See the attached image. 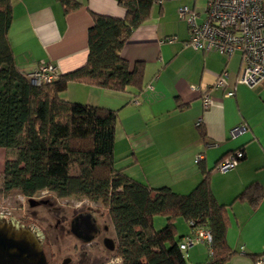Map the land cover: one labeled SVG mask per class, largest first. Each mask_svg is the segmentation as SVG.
Masks as SVG:
<instances>
[{"label":"crops","instance_id":"crops-1","mask_svg":"<svg viewBox=\"0 0 264 264\" xmlns=\"http://www.w3.org/2000/svg\"><path fill=\"white\" fill-rule=\"evenodd\" d=\"M79 2L80 8L64 15L55 0H11L7 40L21 74L26 77L46 63L59 75L80 68L87 59L91 14L125 17L116 0ZM180 7L196 11L200 22L206 0L154 3L121 50L131 68L143 65L141 92L67 83L60 87L59 97L116 113L114 167L130 179L185 195L206 178L228 219L226 243L233 255L227 264H264V82L254 89L236 83L238 52L226 58L190 48L187 25L177 15ZM192 85L209 91L207 110L201 90H191ZM231 88L234 95L226 97ZM240 125L245 132L231 138L230 131ZM236 150L244 153L236 167L225 174L216 172L215 167ZM198 155L202 159L196 162ZM183 222L179 233L176 228L177 237L189 235ZM185 257L188 264H204L207 249L196 244Z\"/></svg>","mask_w":264,"mask_h":264},{"label":"trees","instance_id":"trees-1","mask_svg":"<svg viewBox=\"0 0 264 264\" xmlns=\"http://www.w3.org/2000/svg\"><path fill=\"white\" fill-rule=\"evenodd\" d=\"M55 1L64 15L81 6L79 0ZM116 1L125 10L123 19L91 14L85 64L53 83L34 85L18 71L7 40L11 0H0V148L17 152L16 159L4 163L3 189L27 198L48 191L58 198L101 203L113 227L120 264H188L178 247L183 237H177V219L210 230L212 254L204 264H227L233 255L226 243L228 219L206 178L185 195L130 179L114 167L116 113L59 97L67 83L142 91L143 65L131 68L121 50L149 17L154 0ZM157 216L166 219L159 231L153 229Z\"/></svg>","mask_w":264,"mask_h":264},{"label":"rangeland","instance_id":"rangeland-1","mask_svg":"<svg viewBox=\"0 0 264 264\" xmlns=\"http://www.w3.org/2000/svg\"><path fill=\"white\" fill-rule=\"evenodd\" d=\"M15 153L0 148V230L34 244L41 264H120L113 227L101 203L82 197L58 198L48 191L29 198L17 191H4L3 166ZM90 219H94V232L82 227ZM165 224L164 217L153 219L155 231ZM175 225L178 233L179 226H185L182 219ZM24 259L18 257L13 262L22 264Z\"/></svg>","mask_w":264,"mask_h":264},{"label":"built area","instance_id":"built-area-1","mask_svg":"<svg viewBox=\"0 0 264 264\" xmlns=\"http://www.w3.org/2000/svg\"><path fill=\"white\" fill-rule=\"evenodd\" d=\"M161 1L154 0V3L160 4ZM177 15L187 25V45L190 48L203 53L216 52L226 58L238 52L241 55V63L236 83L254 89L264 82V0H206L204 16L200 22V15L187 7H180ZM58 76L57 68L51 63H46L35 68L27 78L32 84L41 85L57 81ZM226 76V73L222 75ZM218 87H223L221 81ZM190 89L201 90L194 85ZM233 95L234 88L225 92L226 97ZM200 99L203 109L207 110L211 105L207 89L201 90ZM245 130V126L240 125L230 131V136L235 138ZM243 157V151L236 150L227 155L215 167V171L225 174L233 170ZM201 159V155L196 156V162ZM188 227L189 235L180 240L179 249L186 253L192 246L204 244L208 255H211L210 230L193 222H189ZM256 264H263L262 260Z\"/></svg>","mask_w":264,"mask_h":264},{"label":"water","instance_id":"water-1","mask_svg":"<svg viewBox=\"0 0 264 264\" xmlns=\"http://www.w3.org/2000/svg\"><path fill=\"white\" fill-rule=\"evenodd\" d=\"M88 228L91 232L96 229L90 222ZM34 250V244L7 236L4 231L0 230V264H14V259L18 257L19 259L26 258L22 264H41Z\"/></svg>","mask_w":264,"mask_h":264},{"label":"flooded vegetation","instance_id":"flooded-vegetation-1","mask_svg":"<svg viewBox=\"0 0 264 264\" xmlns=\"http://www.w3.org/2000/svg\"><path fill=\"white\" fill-rule=\"evenodd\" d=\"M94 219H90V221L89 220H86V222H85V224H82V227L84 228V229H86V230H88V223L90 222L91 224H94V221H93ZM84 223V222H83Z\"/></svg>","mask_w":264,"mask_h":264}]
</instances>
